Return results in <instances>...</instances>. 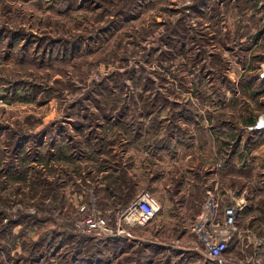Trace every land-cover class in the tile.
I'll list each match as a JSON object with an SVG mask.
<instances>
[{"label": "rangeland", "instance_id": "obj_1", "mask_svg": "<svg viewBox=\"0 0 264 264\" xmlns=\"http://www.w3.org/2000/svg\"><path fill=\"white\" fill-rule=\"evenodd\" d=\"M263 63L264 0H0V264H208V190L264 264Z\"/></svg>", "mask_w": 264, "mask_h": 264}, {"label": "built area", "instance_id": "obj_2", "mask_svg": "<svg viewBox=\"0 0 264 264\" xmlns=\"http://www.w3.org/2000/svg\"><path fill=\"white\" fill-rule=\"evenodd\" d=\"M261 76H264V63ZM218 201L213 191L208 190L205 195L203 209L191 230L206 249V260L208 264H247V262L233 263L224 258L225 250L234 236V222L236 207L224 206L223 214H217ZM80 214L79 223L84 231L101 236H117L125 233L123 224L144 225L149 222L159 211V201L151 194L138 195L126 210L117 215L113 227L109 218L102 214H86L84 205L78 206Z\"/></svg>", "mask_w": 264, "mask_h": 264}, {"label": "crops", "instance_id": "obj_3", "mask_svg": "<svg viewBox=\"0 0 264 264\" xmlns=\"http://www.w3.org/2000/svg\"><path fill=\"white\" fill-rule=\"evenodd\" d=\"M250 230V229H249ZM251 232V231H250ZM234 236H236V248L237 249H243V243H244V239H243V236H240L239 234H234ZM263 236V235H262ZM262 236H260L259 238H261ZM234 238V237H233ZM232 238V239H233ZM263 238H264V236H263ZM247 243L248 244H251L250 246H251V248H255V249H257V250H259L258 252H260V250H263V244H264V242L262 243L261 241L259 242V244H260V246L259 247H255V245L257 244V242H256V235L252 232V234L250 235V234H248L247 235ZM239 245H240V247H239ZM261 259V258H260ZM228 260H230L231 262H233V263H236V262H240V261H242V260H239V259H236V258H233V257H231V256H229V258H228Z\"/></svg>", "mask_w": 264, "mask_h": 264}, {"label": "trees", "instance_id": "obj_4", "mask_svg": "<svg viewBox=\"0 0 264 264\" xmlns=\"http://www.w3.org/2000/svg\"><path fill=\"white\" fill-rule=\"evenodd\" d=\"M257 67H259V64H258ZM256 78H258L259 81H261V82L264 81V77H260V74H258V73H257V77ZM254 121H255V118L253 116H251L250 118L247 119V122L251 123V124H253ZM107 188H109V187H107Z\"/></svg>", "mask_w": 264, "mask_h": 264}]
</instances>
